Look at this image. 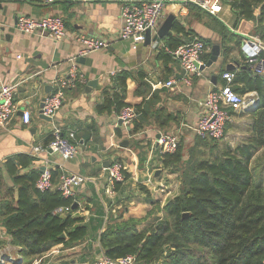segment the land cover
I'll list each match as a JSON object with an SVG mask.
<instances>
[{
	"label": "crops",
	"instance_id": "crops-1",
	"mask_svg": "<svg viewBox=\"0 0 264 264\" xmlns=\"http://www.w3.org/2000/svg\"><path fill=\"white\" fill-rule=\"evenodd\" d=\"M131 1L141 0H75L55 3H46L45 0H10L0 4V87L20 83L15 95V101L19 103V112L5 128H0V172L5 181L11 184L4 167L8 157L18 154L31 155L32 146L44 145L55 127H62L64 133L74 131L81 146V153L72 160L64 161L59 154L49 150L43 154L47 161L43 160L45 164L43 167L50 170L60 167L65 173L79 172L95 179V182L88 183L76 196L82 204L88 202L91 206L88 211L80 212L78 215L84 217L85 222L100 216L97 208L100 210L102 208L105 212L106 221L107 202L110 203L109 211L112 213L124 207L123 220L142 219L147 215L154 200L160 199L164 205L178 194L180 188L178 173L163 167L159 175L156 174V188L148 189L147 194L141 190L140 184L145 179L147 161L151 159L155 166H163V158L158 147L154 145V139L161 133H176L187 139L195 138L191 126L201 115L200 103L209 91L225 84L223 74L231 72L227 71L229 64L235 63L241 67L245 60L242 44L236 45V38L230 35L238 34L244 40L245 34H248L243 31L245 22H241L239 27L235 28L236 15L229 5L224 4L221 13L212 15L195 6L168 4L157 31L170 16H173L170 34L160 42L136 45L117 38L123 24L122 7ZM21 14L36 18L49 14L61 16L65 21L67 37L62 41H56L48 35L22 33L16 27V18ZM176 23L182 25L184 32L175 31ZM79 35L105 40L110 46L106 50L95 51L86 57L75 59L74 63L83 75L84 81L66 91L65 101L52 121L43 120L40 118V105L45 95L53 92L52 82L57 77L66 75L71 68V60L77 57L79 50L76 40ZM154 35L156 33L152 37ZM170 37L182 43L192 41L194 38L210 40L212 44L208 46L207 52L209 58L214 45H220L221 55L217 62L203 70L201 76L193 78L190 87L185 86L180 80L183 72L180 61L174 57L166 61L161 58L162 51L166 52V49H169ZM226 46L230 51L225 52ZM138 70L146 73V81L151 86L147 98L158 90V105L164 106L175 120L165 128L147 126L131 135L129 131L133 125L127 127L120 125L119 113L114 110L109 113H98L96 106L101 103L104 90L112 89L114 77L118 73L121 71L135 73ZM171 78L179 80L174 90L161 86ZM93 81L97 84L90 87L89 83ZM137 89L136 80L133 77L128 78L125 102L133 107L142 103L144 99L142 94L137 93ZM23 110H30L32 113L28 125L21 120ZM234 113L232 123L242 124L244 120L250 122V116L247 114ZM235 117L239 118L238 121H235ZM251 125L246 137L249 135ZM236 127L233 124L227 126L226 141L229 140L231 146L230 137L239 134L234 132ZM118 129L121 136L117 134ZM123 141L128 142L126 148L121 147ZM118 154L124 155L131 163L128 165L129 178L119 186L111 198L105 190L108 183L104 164L105 162L109 164ZM39 162L43 164L42 161ZM104 229L103 225L97 233L93 230L90 240L87 241L96 236L98 240V235ZM4 232L3 226L0 225V237ZM83 243L68 249L61 245L56 246L43 257L44 262L46 263L52 256L49 254L54 250L64 249L70 252ZM61 262L56 264H65ZM74 262L71 261L70 264H75Z\"/></svg>",
	"mask_w": 264,
	"mask_h": 264
},
{
	"label": "trees",
	"instance_id": "trees-1",
	"mask_svg": "<svg viewBox=\"0 0 264 264\" xmlns=\"http://www.w3.org/2000/svg\"><path fill=\"white\" fill-rule=\"evenodd\" d=\"M222 2L236 15V29L245 22V33L264 39V0ZM174 29L177 33L184 32L179 23ZM230 35L236 38V45L242 44V36ZM202 40L211 46L210 40ZM181 43L170 37L169 49ZM228 51L226 46L225 52ZM162 52L165 61L172 57ZM208 58L205 54V62ZM244 65L247 67L233 71V90L259 94L257 106L245 113L252 120L248 137L232 147L227 142L196 136L191 146L185 147L181 141L175 152L163 154V168L179 175V192L158 212L151 209L142 219L123 220V216L110 211L104 221L102 208H97L99 217L87 222L81 216L57 215L54 213L57 208L75 205V199L63 196L57 189H39L42 164L30 154L8 157L4 167L11 184L0 172V225L10 244L18 247L21 260L5 256L3 264H31L56 246L68 249L87 241L92 231L97 233L103 225L104 231L97 234L98 242L111 259L134 255L135 264H264V159L259 156L264 151V75L254 73L245 60ZM130 77L138 83L137 93L144 99L134 107L139 118L133 122L129 134L147 126L160 129L169 126L175 119L164 106L158 105V90L147 98L151 86L141 70L118 73L112 89L104 90L96 111L120 113L130 106L125 102ZM117 134L121 136L119 129ZM61 174L60 167L51 170L53 185ZM128 178L125 172V179ZM121 184L116 183L115 189ZM140 187L149 193L144 185ZM4 244L0 240V247ZM40 264H45L44 259Z\"/></svg>",
	"mask_w": 264,
	"mask_h": 264
},
{
	"label": "built area",
	"instance_id": "built-area-1",
	"mask_svg": "<svg viewBox=\"0 0 264 264\" xmlns=\"http://www.w3.org/2000/svg\"><path fill=\"white\" fill-rule=\"evenodd\" d=\"M10 0H0V4ZM62 1L75 0H45L46 3H55ZM194 4L203 11L212 15H218L224 9L222 0H141L131 1L123 5L121 17L123 20L122 27L118 32L117 38L129 41L133 44H143L146 40V33L150 31L157 33L158 26L163 17V11L168 4ZM17 29L25 34L48 35L56 41H62L67 37V29L63 17L56 15H45L43 17H33L21 14L16 18ZM79 50L77 57L71 60L72 65L68 73L64 76L57 77L53 82V92L44 97V105L41 108L42 114L54 118L56 113L61 109L65 98L66 91L77 87L80 82L84 81L83 75L79 72L74 61L78 57H86L91 53L99 50H106L110 43L93 38L87 35L77 37ZM242 48L245 54V62L249 68L256 74L264 75V41L256 36L245 34L242 42ZM209 47L200 38H194L192 41L185 42L175 49H166V52L180 61L183 70L180 78L182 84L190 87L194 77L202 75L201 66L205 65V54ZM18 58H21L18 56ZM233 72H225L223 79L225 84L221 87L209 91L203 101L200 103L202 112L198 120L191 129L195 136L203 139H212L216 141H226L227 126L232 121L231 110L236 113H246L248 110L257 106L259 94L257 91H249L240 94L233 90ZM179 80L171 78L161 86L174 90ZM20 83L2 85L0 87V128H5L19 112V103L15 101V95L18 92ZM139 118L138 111L133 106L124 107L118 114V120L122 121L125 127L132 126L133 122ZM32 113L30 110H23L21 120L24 124H30ZM51 141L48 145H33L31 155L38 161H42L41 176L37 182V187L41 190L57 189L63 196L75 199L74 205L62 206L55 210V214L60 216L72 215L78 216L80 212L86 211L85 204L77 199V194L88 183L95 182L93 178L79 172L65 173L62 171L60 179L56 185L51 180V170L43 167L46 161L43 154L52 151L60 155L62 160H72L81 153V146L76 140L74 131L64 133L62 127H55L51 133ZM180 142L176 133H161L159 138L154 139V145L158 147L161 155L173 153ZM47 162V161H46ZM163 166H155L151 159L146 163L144 172L145 179L143 185L149 189H155L156 173ZM106 172L107 194L112 198L116 183H124L125 172L129 174V168L120 160L119 157H113L109 166L104 169ZM55 252V250H54ZM5 257V256H4ZM136 257L128 255L120 259H111L104 253L98 257L95 264H135Z\"/></svg>",
	"mask_w": 264,
	"mask_h": 264
},
{
	"label": "rangeland",
	"instance_id": "rangeland-1",
	"mask_svg": "<svg viewBox=\"0 0 264 264\" xmlns=\"http://www.w3.org/2000/svg\"><path fill=\"white\" fill-rule=\"evenodd\" d=\"M251 36L259 37L258 35H255V34H251ZM261 40L264 41V39H261ZM234 114H235L234 112L231 113V115L233 117H234ZM237 119H239V118L235 117V121H238ZM249 121L250 122L248 123L247 120H244V122H242V124H234V122L230 123L231 125L233 124V125L237 126L236 130L234 132L239 133V134H236V135H233V136L230 137L231 138V142H232V147L235 146L238 143L240 144L241 142H243L245 140L244 138L247 136L246 133H248L247 130H249V126L251 125V122H252L251 118H249ZM179 139H180V142L182 141L184 143L185 147L191 146L193 144V142H194V138L191 137V139H187L182 134L179 135ZM228 141H223V142H220V143H225V142L228 143ZM259 156H260V160L262 158L264 159V157H263L264 156V151L260 152ZM117 157H119L120 160L123 161L127 165V167H128V165L131 164L129 161H127L124 158V155L122 156L121 154H118ZM116 191L117 190L114 189V193ZM105 201L107 202V200H105ZM154 202L155 203L157 202V204L155 205V203H154V206H152L150 208V210L153 209L156 212H158L161 209V207H162L161 201L159 199V200H154ZM106 204H107V208H108L107 213L109 214V212H110L109 210H111V208H110L111 206H110L109 202H107ZM85 207H86V211H88L89 207H91V206L89 204H85ZM124 211H125L124 207H121L114 214L119 215V216H123V214H124L123 212ZM144 224H145V222H144ZM0 238H1V240H3L5 242V244L0 247V263L3 264V262L5 260L4 256H7V257H9L12 260H14V259H20L21 260L20 255L18 253V251H19L18 248L14 247L13 245L10 244V242H9L10 240L9 241L7 240L9 238L5 234L3 236H1ZM91 239H92L91 241H87V242L81 244L79 247H77L74 250H71L70 252H67L64 249L61 250V251L60 250H55V252H52V254H49V255H52V256H50L48 258V260L46 261L45 264H56V263H59L61 261H64V262H61V263L70 264L71 261L74 262V260H76V262H74L75 264H81V263L82 264H95V261H96L97 257H100L101 253H103V251L101 249V246H100L98 240H96V238H91ZM89 240H90V238H89ZM46 256H47V254L44 257H46ZM42 259H44V258H42ZM42 259H35L31 264H40ZM83 260H86V263H83Z\"/></svg>",
	"mask_w": 264,
	"mask_h": 264
},
{
	"label": "water",
	"instance_id": "water-1",
	"mask_svg": "<svg viewBox=\"0 0 264 264\" xmlns=\"http://www.w3.org/2000/svg\"><path fill=\"white\" fill-rule=\"evenodd\" d=\"M186 4V3H184ZM173 16H170L164 23L163 25L160 27V29L157 31L156 35H154V37H152V33L150 31H147L146 33V40H145V44H151L152 42H160L166 35L170 34V29L172 27L173 24ZM221 55V47L220 45H214L213 49H212V53L211 56L209 58V60L206 62L205 65L201 66L202 70H205L209 67H211L215 62L218 61L219 56ZM263 59H264V54H263ZM238 67H240V65L238 64H229L227 66V71H235ZM247 66H241V68H246ZM97 82L93 81L89 83L90 87H94L96 86ZM91 90V89H90ZM44 105V101L41 103L40 108H42ZM40 118L46 121H52V118L49 116H45L44 114H42V111L40 109ZM120 125H122V121L119 122ZM160 137V134H158L157 138ZM128 146V142L127 141H123L121 143V147L126 148ZM105 168H107L109 166V164L107 162H105ZM160 171H158L156 174L159 175ZM74 209H76L77 205L73 206Z\"/></svg>",
	"mask_w": 264,
	"mask_h": 264
}]
</instances>
